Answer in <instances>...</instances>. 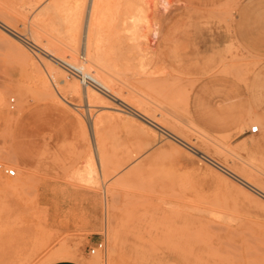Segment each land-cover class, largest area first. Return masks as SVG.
I'll return each mask as SVG.
<instances>
[{"label":"rangeland","instance_id":"obj_1","mask_svg":"<svg viewBox=\"0 0 264 264\" xmlns=\"http://www.w3.org/2000/svg\"><path fill=\"white\" fill-rule=\"evenodd\" d=\"M87 3L0 0V264H264V199L192 151L264 192V54L238 18L258 0H97L84 60Z\"/></svg>","mask_w":264,"mask_h":264},{"label":"bare ground","instance_id":"obj_2","mask_svg":"<svg viewBox=\"0 0 264 264\" xmlns=\"http://www.w3.org/2000/svg\"><path fill=\"white\" fill-rule=\"evenodd\" d=\"M96 1L97 0H88V3H87V20H86V24H87V26H86V29H84L83 30V34H84V37H83V44H82V49H81V53H82V55L84 56L83 57V59L84 60H88V59H91V57H93V56H96V55H99V53H100V46H98V47H94V45H93V42H92V26H93V24H94V20H95V15H97V12H98V6H97V3H96ZM46 12V11H45ZM223 16V15H222ZM138 17V16H137ZM229 20V24H230V21H231V18H229L228 19ZM132 21H133V24H135L136 22H137V19H136V17H134L133 19H132ZM64 22V21H63ZM66 22H67V19H66ZM75 22V21H74ZM69 24V23H68ZM74 25H75V23H73ZM73 24H71L72 26H74ZM69 26V25H68ZM0 28H3V29H5V30H9L8 28H6V25L4 24V23H2L1 21H0ZM136 29V28H135ZM10 32H12V31H10ZM133 32V31H132ZM131 32V33H132ZM13 33H14V31H13ZM73 33V32H72ZM68 34V33H67ZM133 34H135V33H133ZM228 34H231L230 33V31L228 30ZM73 36V35H72ZM17 37V36H16ZM132 37H134V35L132 36ZM18 38V37H17ZM229 38V37H228ZM25 47V46H24ZM102 47V46H101ZM44 51V50H43ZM102 51V50H101ZM45 53H42L44 56H45V59L44 60H47V61H49L50 63H54V64H56V67H55V65L53 66L52 64H48L49 65V68H50V71L53 73V75L57 78V79H61L62 81H63V83H62V81L61 80H59V81H61L60 83H62V84H64V82H65V84L69 87V88H71V89H73V90H78V85L76 84V82H74V81H71V82H69L68 80H66V78H64V74L60 71V69L57 67V65L59 66V67H62V66H60V64H58V62H60L59 60H58V58L54 55V54H52V53H50V52H47V51H44ZM39 56H41V55H39ZM44 58V57H43ZM224 60V59H223ZM222 60V70H223V72L224 73H226V74H231L232 73V71H233V69H234V66H233V64H228L229 63V61H223ZM233 60V59H232ZM243 60V59H242ZM56 61H57V63H56ZM46 62V61H45ZM44 62V63H45ZM62 62V61H61ZM251 64V63H250ZM240 65V64H239ZM238 65V67H237V69H238V74H240V71L242 70V66H239ZM252 66V65H251ZM254 66V65H253ZM244 68V67H243ZM141 69V68H140ZM245 69V68H244ZM62 70H64V69H62ZM250 72H252V71H250ZM70 75V74H69ZM249 75V74H248ZM71 76V75H70ZM87 79H89V81H91L96 87H98L99 89H101V91H103V92H100V93H102L103 95H105V98L107 97V98H109V99H111V100H113L114 102H116V104H118L119 106H121L122 108H124V109H126V110H128V112H131L132 113V115L134 114V116H138V117H140L142 120H143V122L145 121L146 123H148L149 125H151L152 127H154L155 129H157L158 131H160L161 133H163V134H166V135H168L171 139H173V140H175L176 142H178V143H180V141L179 140H181V141H183L182 139H180L179 137H177V136H175L174 134V137H171L169 134H172L169 130H167L166 128H164V127H162L158 122H156V121H154V120H151V119H149L145 114H142L141 113V116L140 115H138V113L140 114V112L138 111V107L136 108H132L131 106H129L128 104H126V102L124 101V100H122L121 98H119L118 96H117V94H115V92L114 91H111V89L110 88H108L107 86H105V85H103L102 83H100L98 80H96V78H89V77H86ZM241 78H242V76H241ZM243 80V79H242ZM95 81V82H94ZM80 86V85H79ZM191 87V86H190ZM90 90H88V88H86V89H84V95H85V97H86V99H87V101H90V100H92V99H98V95H101L102 96V94H98V92H97V90L96 89H94V88H89ZM184 92V91H183ZM20 96H22V95H20ZM117 105V106H118ZM109 107V106H108ZM112 108V107H111ZM117 108H115V110H114V108L112 109L114 112L115 111H121V110H116ZM125 113V112H124ZM254 126H256V127H258V125H253V126H251V127H254ZM140 128V127H139ZM156 131V130H155ZM150 132V131H149ZM150 134H151V132H150ZM155 135V134H154ZM153 137V136H152ZM177 138V139H176ZM183 142H185V141H183ZM186 147V146H185ZM192 147V146H191ZM188 148V147H187ZM193 148V150L192 149H190V150H192L195 154H197V156H200V158H202L203 160H205L208 164L210 163V164H212V165H214L217 169H219L220 171H222L223 173H225V175H228L229 177H230V179L232 178L233 180H235V181H237V182H239L240 184H242L244 187H246V189H249L250 191H252V192H254L255 194H257L258 196H260L261 198H263L264 199V192L263 191H261V190H259L258 188H256V187H254L252 184H250L248 181H246V180H244L243 178H241L240 176H238V175H236L235 173H233L232 171H230L228 168H226V167H224L223 165H221V164H219L218 162H216V161H214L213 159H211L210 157H208V156H206L205 154H203L202 152H200V151H198L197 149H195L194 147H192ZM202 160V161H203ZM205 163V162H204ZM209 167V166H208ZM210 168V167H209ZM211 169H212V167H211ZM213 170H214V168H213ZM216 170V169H215ZM214 170V171H215ZM24 171V170H23ZM220 171L218 172L219 174H220ZM217 172V171H216ZM223 175V174H222ZM227 177V176H226ZM29 179V178H28ZM232 180V181H233ZM231 181V182H232ZM5 183V182H4ZM12 183H14V182H12ZM235 183V182H234ZM15 187V186H14ZM242 189H244V188H242ZM245 190V189H244ZM108 189L105 191V196H106V203H107V201H108V198H107V194H108ZM248 191V190H247ZM109 195H111V193H109ZM112 196V195H111ZM112 198V197H111ZM103 200V199H102ZM110 206V205H109ZM106 207H107V204H106ZM105 207V208H106ZM109 209V208H108ZM61 250H63V249H61ZM65 250V249H64ZM58 251H60V250H58ZM65 252H66V250H65ZM55 253H58V252H55ZM58 255H59V253H58Z\"/></svg>","mask_w":264,"mask_h":264},{"label":"crops","instance_id":"obj_3","mask_svg":"<svg viewBox=\"0 0 264 264\" xmlns=\"http://www.w3.org/2000/svg\"><path fill=\"white\" fill-rule=\"evenodd\" d=\"M258 7L260 8V10L264 9V0H258ZM238 18L240 19L241 24L243 25H252L255 24L257 26L254 27H249L246 26L244 29L246 31V34H248L249 32H255L259 34V44L257 45L259 47V53L264 54V14H260L259 17L256 19L255 17H248L246 15H239ZM232 21V18H231ZM230 21V25L232 26ZM234 31V38L237 39V41L239 42L240 45V49H246V45L248 47H252L251 43H246L244 40L241 39L240 35L241 32L238 30H229ZM236 36V37H235ZM230 64V63H228ZM258 123V122H257ZM47 264H80L78 261L74 260V259H64V260H56V261H52L50 263Z\"/></svg>","mask_w":264,"mask_h":264},{"label":"built area","instance_id":"obj_4","mask_svg":"<svg viewBox=\"0 0 264 264\" xmlns=\"http://www.w3.org/2000/svg\"><path fill=\"white\" fill-rule=\"evenodd\" d=\"M60 63V66H62V68L67 71L70 75L74 76L79 82L80 84L82 85V87L84 89L86 88H94L96 89L98 92H103L101 91V89H99L98 87H96L91 81H89V79H87L86 75H83L80 73V71L76 68H74L73 66L71 65H68L66 63H63V62H59ZM90 78V77H89ZM95 82V81H94ZM259 132V129L258 127L254 126V127H251L250 130H249V133L250 134H257ZM5 173L8 175V176H14L15 175V171L12 170V169H8L5 171ZM103 248V244L102 243H98L96 244L93 248L90 249L89 253L91 255H94L96 252H98L99 250H102Z\"/></svg>","mask_w":264,"mask_h":264}]
</instances>
